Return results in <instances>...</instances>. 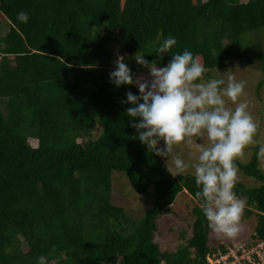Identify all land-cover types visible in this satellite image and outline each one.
<instances>
[{
  "label": "trees",
  "instance_id": "16d2710c",
  "mask_svg": "<svg viewBox=\"0 0 264 264\" xmlns=\"http://www.w3.org/2000/svg\"><path fill=\"white\" fill-rule=\"evenodd\" d=\"M260 33L264 0H0V264H206L215 246L194 178L173 177L135 139L121 101L138 89L114 88L108 75L117 50L134 77L146 72L135 55L157 60L154 48L168 36L176 45L158 67L185 49L209 71L242 52L261 60ZM257 151L235 163L258 185L233 191L255 220L251 237L262 239ZM113 174L136 194L152 188L140 219L112 203ZM184 191L194 201L189 236L161 250L156 220Z\"/></svg>",
  "mask_w": 264,
  "mask_h": 264
},
{
  "label": "clouds",
  "instance_id": "9594fccd",
  "mask_svg": "<svg viewBox=\"0 0 264 264\" xmlns=\"http://www.w3.org/2000/svg\"><path fill=\"white\" fill-rule=\"evenodd\" d=\"M16 19L27 23L29 14L20 11ZM175 45L173 36L158 42L155 61L135 55V63L147 70V79L134 77L117 50L108 79L114 88L138 89V94L126 92L121 101L130 105L124 114L135 130V139L148 152L166 158V164L171 165L167 171L173 177L187 173L194 178L199 188L194 200L207 227L217 237L234 239L241 231L245 207L233 191L238 174L235 161L244 155L246 147L255 144H259L257 156L264 159V142L254 139L258 125L248 111L247 100L242 99L246 95L244 81L234 75L205 78L209 69L187 49L173 53L163 67L157 66ZM161 141L162 149L157 147ZM181 144L194 150V159L185 160L173 151Z\"/></svg>",
  "mask_w": 264,
  "mask_h": 264
},
{
  "label": "rangeland",
  "instance_id": "374dc122",
  "mask_svg": "<svg viewBox=\"0 0 264 264\" xmlns=\"http://www.w3.org/2000/svg\"><path fill=\"white\" fill-rule=\"evenodd\" d=\"M3 33L7 31V26L3 24ZM261 38V55L259 60L253 52H242L236 58L230 60L227 66L223 69L209 71L205 74V78H227L228 75H234L237 80H242L246 83L245 96L242 99H246L248 102V111L257 123L258 129L254 139L264 142V34L260 33ZM255 36H251L252 40H255ZM135 77H144L147 79V71L137 74ZM230 107H234L229 104ZM97 135V130L94 132V136ZM32 146L36 145V142L30 141ZM163 148V142L157 146ZM259 147V144L249 145L244 150V155L237 159L238 162H249L252 159L255 148ZM173 151L181 155L185 160L194 159L196 153L193 149L183 144L175 146ZM168 169L171 168L170 164H166V158L159 157ZM257 163L264 174V159L257 156ZM171 172V171H170ZM187 174V173H185ZM241 183L245 187H255L258 185L253 178L247 177L238 171L236 182ZM111 200L114 205L121 206L125 209L127 214L132 219H140L143 212L151 204L152 188L149 187L143 194H136L131 191L123 175H112V194ZM194 206V201L184 191L175 198L171 205V213L161 214L156 220L157 235H154V241L158 244L159 248L164 251H174L177 249L180 242H182L183 236L187 238L189 236L190 224L192 221L191 209ZM246 207H244L245 209ZM243 209V210H244ZM241 231L239 235L234 239H225L217 237L210 230L208 243L211 247L218 244H233V243H248L252 240L253 227L255 225L254 218H246L244 212L242 213Z\"/></svg>",
  "mask_w": 264,
  "mask_h": 264
},
{
  "label": "built area",
  "instance_id": "2783aa9c",
  "mask_svg": "<svg viewBox=\"0 0 264 264\" xmlns=\"http://www.w3.org/2000/svg\"><path fill=\"white\" fill-rule=\"evenodd\" d=\"M206 264H264V238L248 243L218 244L205 256Z\"/></svg>",
  "mask_w": 264,
  "mask_h": 264
}]
</instances>
